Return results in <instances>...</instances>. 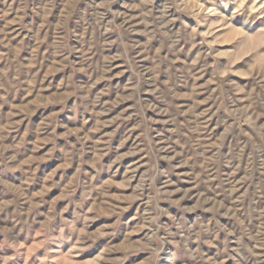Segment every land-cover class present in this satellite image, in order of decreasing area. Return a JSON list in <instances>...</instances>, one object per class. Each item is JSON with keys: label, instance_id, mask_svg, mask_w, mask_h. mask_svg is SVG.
I'll return each mask as SVG.
<instances>
[{"label": "clouds", "instance_id": "obj_1", "mask_svg": "<svg viewBox=\"0 0 264 264\" xmlns=\"http://www.w3.org/2000/svg\"><path fill=\"white\" fill-rule=\"evenodd\" d=\"M0 264H264V0H0Z\"/></svg>", "mask_w": 264, "mask_h": 264}]
</instances>
